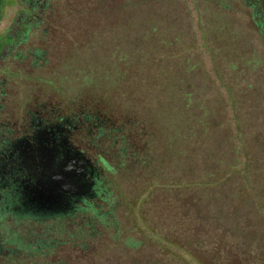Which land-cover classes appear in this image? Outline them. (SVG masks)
I'll return each instance as SVG.
<instances>
[{
  "label": "trees",
  "instance_id": "trees-1",
  "mask_svg": "<svg viewBox=\"0 0 264 264\" xmlns=\"http://www.w3.org/2000/svg\"><path fill=\"white\" fill-rule=\"evenodd\" d=\"M126 3L128 0H0L1 9L17 7L15 23L21 31L0 36V132L19 130L35 111L80 120L84 145L87 149L92 146L100 170L92 202L68 217L64 225L54 220L51 222L58 223L57 227L45 230L41 224L48 221L44 218L15 220L3 213L0 264H112L107 263L110 256L119 257L120 264H264V164L261 161L258 166L259 157L240 132L233 97L230 123L223 117L222 105L212 115H200L195 104L184 106L189 116L173 155L163 146L152 121L127 109H109L106 94L66 104L35 98L22 112L15 106L8 78L23 71L17 63L24 60L32 70L24 71V76L42 80L60 92L59 78L53 74L42 79L40 71L48 61L44 37L49 28H56L54 8L86 17L94 7L100 12V7L116 10ZM242 3L247 5L246 0ZM250 15L264 39V21L252 10ZM29 32H37L43 43L22 56L15 48ZM125 33L119 29L121 38ZM135 39L128 40L130 51L140 53ZM182 45L178 52L182 47L185 54L192 49V42ZM9 66H13V74L7 71ZM258 177H262L260 184ZM109 185L118 192L120 204L109 203ZM149 207L165 213L166 223L154 220ZM131 234L137 235L135 242ZM143 242L146 253H139Z\"/></svg>",
  "mask_w": 264,
  "mask_h": 264
},
{
  "label": "rangeland",
  "instance_id": "rangeland-1",
  "mask_svg": "<svg viewBox=\"0 0 264 264\" xmlns=\"http://www.w3.org/2000/svg\"><path fill=\"white\" fill-rule=\"evenodd\" d=\"M16 10V6L0 8V36L21 33ZM250 13L242 0H128L121 9L100 7L97 12L94 7L86 17L56 7L52 16L56 28H49L44 37L48 61L40 71L42 79L53 74L59 78L60 92L24 76V71H32L24 60L17 63L23 71L15 75L13 66L7 67L13 74L8 83L15 92V106L22 112L35 98L66 104L106 94L109 109H127L152 121L173 155L189 116L184 106L195 104L200 115H212L222 105L223 117L230 123L233 97L240 132L259 157L260 167L261 161L264 164V39ZM119 29L127 35L121 38ZM40 38L29 32L15 49L23 56L43 43ZM130 38H136L133 42L142 52L130 51ZM187 42H192V49L185 54L181 50ZM258 180L262 183V177ZM108 187L109 203L120 204L118 192ZM149 211L154 220L166 223V214L157 207ZM130 237L134 242L138 239L135 234ZM144 246L141 243L139 253H146ZM107 258V263L120 264L119 257Z\"/></svg>",
  "mask_w": 264,
  "mask_h": 264
},
{
  "label": "flooded vegetation",
  "instance_id": "flooded-vegetation-1",
  "mask_svg": "<svg viewBox=\"0 0 264 264\" xmlns=\"http://www.w3.org/2000/svg\"><path fill=\"white\" fill-rule=\"evenodd\" d=\"M246 1L247 6L264 21V0ZM18 128L5 131V134L0 132V226L3 213L15 220L25 216L44 218L43 221H48L41 224L45 230L57 227L58 223L51 222L54 220L62 221L64 225L69 221L68 217L77 215L92 202V193L97 191L100 170L92 146L87 149L84 145V125L80 120L35 111ZM48 151L52 155L50 170L44 164ZM29 158L35 165L32 169L27 167ZM64 163L78 166L81 177L71 192L56 191L58 202L51 210L38 209L32 202L36 186L46 184L50 172L57 173ZM42 190L48 192V189ZM13 226L15 229L16 224Z\"/></svg>",
  "mask_w": 264,
  "mask_h": 264
},
{
  "label": "water",
  "instance_id": "water-1",
  "mask_svg": "<svg viewBox=\"0 0 264 264\" xmlns=\"http://www.w3.org/2000/svg\"><path fill=\"white\" fill-rule=\"evenodd\" d=\"M43 157V155H41ZM46 161L44 162L45 167L47 169H51V159L52 155L50 151L45 154ZM28 159V158H27ZM30 159V158H29ZM26 162V161H25ZM32 159H30V163L27 164L29 169L34 168V164L32 163ZM41 163V161H39ZM47 171V170H46ZM79 172V173H78ZM81 177V169L76 167L75 164L64 163L57 173L52 174L50 172V176L46 179V184H38L34 190V196L32 198V202L35 203L38 209H47L51 210L54 205H57L58 202V194L57 190L62 192H71L73 185L75 182ZM48 189V192L45 193L42 189Z\"/></svg>",
  "mask_w": 264,
  "mask_h": 264
}]
</instances>
